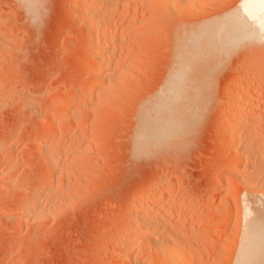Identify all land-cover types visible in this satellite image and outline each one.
I'll use <instances>...</instances> for the list:
<instances>
[{"label":"rangeland","instance_id":"obj_1","mask_svg":"<svg viewBox=\"0 0 264 264\" xmlns=\"http://www.w3.org/2000/svg\"><path fill=\"white\" fill-rule=\"evenodd\" d=\"M81 1L0 0V264H125L129 259L180 264L181 253L171 251L172 245L187 256L191 251L190 264H244L237 261L245 235H257L256 225L264 219V114L244 138L247 146L252 143L251 157L241 169L235 167L245 150L229 137L238 119L226 114V96L234 97L236 87L264 86V42H242L234 48L238 52L223 58L214 54L217 46L212 51L206 46L192 70V85L201 93L190 98L197 113L189 110L183 132L140 141L137 131L144 116L154 119L168 111L170 100L161 97L178 64L179 42L182 48L191 32L238 12L242 0H96L115 29L110 31L114 54L100 94L92 93L91 76L101 51L97 55L89 48L83 16L96 1ZM248 75L256 80L246 86ZM263 92L251 110L264 113L258 109ZM71 98L80 102L70 106ZM164 181L174 187L166 188ZM145 192L152 200L169 196L167 210L173 208L160 234L174 239L166 244L172 253L165 245L163 256L158 254L147 237L135 243L133 257L126 252L128 244L116 254L114 244L137 219L130 211L142 206Z\"/></svg>","mask_w":264,"mask_h":264},{"label":"bare ground","instance_id":"obj_2","mask_svg":"<svg viewBox=\"0 0 264 264\" xmlns=\"http://www.w3.org/2000/svg\"><path fill=\"white\" fill-rule=\"evenodd\" d=\"M87 0H83L81 2L85 3ZM96 1V0H95ZM169 1V0H168ZM182 1V0H181ZM192 1V0H191ZM207 1V0H206ZM240 1V0H239ZM79 2V4L81 3ZM90 2V1H89ZM100 1H96V2H93L94 4H91L88 9L86 8L87 11L84 12L83 16H84V20L86 19V23L88 25V29H89V33L91 34V38L89 40V48L91 49L92 52H94V54H99L97 52H100L101 51V56L100 58L98 57V60L94 59L95 62L93 63V73H92V76H91V80H92V83L95 85V89L92 91L93 94H96V93H99L100 91V88L105 85V81L107 79V76H106V72L110 66V63H111V59H112V54L111 50H112V37H115V36H112V25L110 23H107L106 21V16L105 14H102L104 15V17H101V11L100 9H98V4H99ZM102 2V1H101ZM116 2V1H115ZM121 2V1H120ZM132 2V1H131ZM171 2L173 3H176L177 0H171ZM186 2V1H184ZM260 2L261 0H242L241 1V7L239 9L238 12H235L233 14H231L230 16H228L227 18L225 17V19L223 21H217V22H213L208 25H210L209 27L206 26V28L204 27H201L202 29H200L199 27V30L198 33L197 31H194L195 33L193 34L191 32V38L189 39V42H186L185 41V44H184V41L182 42L183 46L181 45V47L183 48H180L179 44H181L179 42L178 44V47L179 49H181V52L180 54L178 53L177 57L180 58V60L176 59L177 63V67L176 68H173L172 72H171V75L169 77V81H168V84L165 89V92L162 94H164L163 96L164 97H161V98H167L169 101V103H167V110L168 111H164V113H161L160 116H158L157 118L154 117L151 118L152 115H150V117L148 116H144L143 117V120H141V124H140V127L138 131V140L140 141H145L147 140L148 138H154V137H157V136H167L169 134H176L178 132H183L184 128H185V125H184V121H185V118L189 115V110L192 112H196L197 113V109L198 107H195L196 106V103H195V99H190L191 97L193 98L194 96H197V92H198V87L195 85V87H193L192 83L194 82H191V81H194L192 79V77L194 76V73L195 71L193 72V68L195 66V62L197 63L198 61L196 60L197 57L201 58L205 55V47L206 46H209V49H207V51L209 50H213L214 47H216V49H214V54L217 52H219L220 54L217 55V56H222V58L224 56L228 57V56H231L232 54L228 55L229 53H232L231 51L234 50V48H237V46H239L240 44H243L242 42H245L247 43L250 42V43H257L258 42H261V39H260V33H261V25L264 24V11L261 10V7H260ZM112 3V2H111ZM179 3V2H178ZM183 3V2H182ZM130 4V3H129ZM207 4V3H206ZM209 4V3H208ZM84 5V4H83ZM106 5V4H105ZM114 5V4H113ZM184 5V4H182ZM196 5V4H195ZM116 6V5H115ZM152 6V5H151ZM180 6V5H179ZM187 6V5H185ZM85 7V5H84ZM156 7V6H155ZM183 7V6H182ZM190 7V6H189ZM176 8V7H175ZM110 9V8H109ZM113 8H111L112 10ZM180 9V8H179ZM189 9V8H188ZM199 9V8H198ZM85 10V9H84ZM110 11V13H112ZM117 10V9H116ZM120 10V9H119ZM152 10V9H151ZM174 10V9H173ZM177 10V9H176ZM181 10V9H180ZM183 10V9H182ZM105 11V8L104 10H102V12ZM185 11V10H184ZM179 12V11H178ZM174 13V11H173ZM107 14V13H106ZM194 14V13H193ZM101 15V16H100ZM110 15V14H109ZM116 15V14H115ZM165 15V13H164ZM110 17V16H109ZM112 17V16H111ZM80 18V17H79ZM136 18V17H135ZM214 18V17H213ZM82 19V18H81ZM209 20V19H208ZM218 20V19H217ZM83 21V20H82ZM114 22V21H113ZM123 24V23H122ZM204 24V23H203ZM115 25V23H114ZM135 26V25H134ZM116 28V27H115ZM193 28V27H192ZM115 30V29H114ZM111 31V33H110ZM115 32V31H114ZM99 34V39H97V35ZM100 34H101V37H100ZM95 35H96V38H95ZM182 35V34H181ZM189 35V34H188ZM189 36V37H190ZM188 37V36H187ZM188 37V38H189ZM115 39V38H114ZM113 39V40H114ZM180 39V38H179ZM116 40V39H115ZM186 40V39H185ZM212 40V41H211ZM262 43V42H261ZM115 44V43H114ZM245 44V43H244ZM124 45V44H123ZM215 45V46H214ZM247 45V44H246ZM253 45V44H252ZM88 46V45H87ZM242 46V45H240ZM249 46V45H248ZM255 46V45H254ZM262 46V45H261ZM114 47V46H113ZM211 47V48H210ZM250 47V46H249ZM258 47V46H257ZM242 48V47H240ZM123 49V48H122ZM243 49H244V46H243ZM242 49V50H243ZM115 50V49H114ZM121 50V49H120ZM216 50V51H215ZM240 50V49H239ZM249 50V49H248ZM90 51V52H91ZM180 51V50H179ZM183 51V52H182ZM210 51V52H211ZM236 51V49L233 51V54L234 52ZM89 52V53H90ZM91 52V54H93ZM209 52V53H210ZM238 52V51H236ZM235 52V53H236ZM255 53V52H254ZM93 54V56H94ZM182 54V55H181ZM206 54H208V52H206ZM213 54V53H212ZM211 54V55H212ZM243 54V53H242ZM96 55V56H97ZM216 55V54H215ZM90 56V55H89ZM208 56H210V54H208ZM205 57V58H208ZM176 57V58H177ZM225 57V59H226ZM210 58V57H209ZM211 61H214V56H211ZM220 61H224V59H222ZM199 60V59H198ZM207 60H210V59H207ZM218 60V59H216ZM218 60V61H219ZM114 61V60H113ZM216 61V63L218 62ZM220 61L218 63H220ZM201 62V61H199ZM204 62L205 59H204ZM215 62V61H214ZM207 63V62H206ZM205 64V63H204ZM209 64H210V61H209ZM217 65V64H216ZM91 66V65H90ZM206 66V65H205ZM214 66V65H213ZM250 66V65H249ZM92 67V66H91ZM199 68V66H198ZM205 68V67H204ZM209 71H213L211 67H209ZM211 68V69H210ZM195 69V68H194ZM197 69V67H196ZM195 69V70H196ZM202 69V68H201ZM243 70V69H242ZM247 70V68H246ZM241 71V70H240ZM239 71V72H240ZM193 72L192 76L190 75L191 73ZM204 72H207V71H204ZM202 72V73H204ZM255 72V71H254ZM113 73V72H112ZM111 73V74H112ZM238 73V72H236ZM108 74V73H107ZM114 74V73H113ZM200 74V73H199ZM240 74V73H239ZM261 75V74H260ZM204 76V75H203ZM205 77V76H204ZM209 76L207 75L206 79L208 78ZM112 78V77H111ZM195 78V77H194ZM196 78H197V75H196ZM238 78V77H237ZM260 79V77H259ZM110 80V79H109ZM210 80V78H209ZM238 80V79H237ZM236 80V81H237ZM254 80H256L254 78V76L252 77L251 75L249 76L248 75V78L246 77L245 80H244V83L246 84V86H248V84H250L252 81L254 82ZM111 81V80H110ZM235 81V80H234ZM196 83L198 82L195 81ZM205 81H203L202 83V86L204 84ZM207 82V81H206ZM261 82V81H260ZM259 82V83H260ZM91 83V84H92ZM110 83V82H109ZM209 83V82H208ZM243 84V83H242ZM241 84V85H242ZM200 85V84H198ZM240 86L239 85V82L236 83V86ZM251 85V84H250ZM254 85V84H253ZM206 86V83L205 85ZM203 86V90H204V87ZM209 86V85H208ZM242 87V86H241ZM241 87H238L239 89ZM235 88V87H233ZM264 86L262 84H258V89L257 90H254V91H251L249 88L246 89L244 88V90L242 89H234L236 90V94L234 93V97H232V94L231 95H228L226 96V99L228 98V102H229V109L227 110V106L223 105V107H227L225 110L226 111V114L229 113L228 116H231L232 118L231 119H238L236 122H235V126L233 127V131L232 133H230L231 131H229L230 135V139L234 141H236V143H239L243 148H244V152H242V150H239V152L241 151V155L237 158L236 161V165L235 167H240L241 165H243V162H245V160L247 159L246 157L249 156L248 155V151H250L249 149L252 150V148L248 147L250 145L247 146V144H245V136L251 132L250 129L253 125V123L258 120L261 116H263V112H259V110L257 111V108H256V111L254 110H251L252 108L255 109L254 107H252L250 109V105L251 103H255L256 105V101H257V98L259 97V95L261 94V90H264L263 89ZM200 93V92H199ZM260 93V94H259ZM264 93V92H263ZM92 94V95H93ZM100 94V93H99ZM207 94V93H206ZM229 94V93H228ZM91 95V94H90ZM199 95V94H198ZM201 95V93H200ZM199 95V96H200ZM231 96V97H230ZM81 98V97H79ZM198 98V97H196ZM202 98V97H200ZM73 98H71V101L68 100L66 103L68 105H73L75 107V105H77V102L79 101L78 100H72ZM80 102V101H79ZM227 102V101H226ZM227 102V104H228ZM231 102V103H230ZM258 107V106H257ZM244 108L246 111L244 113V116H243V113H240L241 109ZM243 109V110H244ZM247 109H248V112H247ZM258 109L260 110H263L264 111V104L260 105L258 107ZM188 111V112H187ZM184 112H187V113H184ZM223 112V111H222ZM225 112V111H224ZM242 112V111H241ZM244 112V111H243ZM242 114V115H241ZM148 115V114H147ZM197 115V114H196ZM192 115L190 114V118L192 119ZM196 117V116H195ZM140 118V117H139ZM149 118L153 119V120H148ZM142 119V118H141ZM258 122V121H257ZM256 122V123H257ZM230 123V122H229ZM234 122L232 123V126H233ZM258 125V124H257ZM59 125H57L56 127L58 128ZM225 126V125H224ZM226 127V126H225ZM254 127V126H253ZM252 127V128H253ZM232 130V129H230ZM253 130V129H252ZM179 134V133H178ZM250 134V133H249ZM249 136V135H248ZM228 137V136H227ZM228 137V139H229ZM247 138V137H246ZM145 139V140H144ZM227 139V138H226ZM227 139V140H228ZM231 140V141H232ZM230 141V140H228ZM248 141V139H247ZM249 141L250 138H249ZM228 144V142H226ZM235 143V142H234ZM238 144V145H239ZM256 144V143H255ZM231 144L229 143V146ZM232 145H234L232 143ZM239 147V146H238ZM254 147V146H253ZM256 147V146H255ZM242 148V149H243ZM227 149V148H226ZM241 149V148H239ZM255 149V148H254ZM256 151V150H255ZM238 152V153H239ZM251 153V151H250ZM225 154V153H224ZM240 154V153H239ZM254 154V153H253ZM238 155V154H237ZM252 154H250L249 157H251ZM227 157V156H226ZM246 158V159H245ZM53 160V159H52ZM248 160V159H247ZM232 163V162H231ZM55 166V164H54ZM227 166V165H226ZM245 166V165H244ZM242 167V166H241ZM240 167V169H241ZM235 170V169H234ZM224 171V169H223ZM237 171V170H236ZM239 171V170H238ZM247 171V170H246ZM249 171V170H248ZM247 171V172H248ZM244 173V172H243ZM246 173V172H245ZM249 174V173H248ZM240 175V174H238ZM242 175V174H241ZM240 175V176H241ZM237 176V175H236ZM247 176V175H245ZM237 178V177H236ZM242 179V178H241ZM253 179V178H252ZM248 180V179H247ZM263 180V179H261ZM243 180H241L242 182ZM254 181V180H253ZM259 181V180H258ZM167 182V181H166ZM239 182V181H238ZM165 183V181H164ZM253 183V182H252ZM163 185V184H161ZM245 185V183H244ZM249 185V184H248ZM247 185V187H248ZM260 185V184H259ZM163 186H165L166 188L168 189H172L174 187V184L172 182L169 183H165ZM260 187V186H259ZM150 188V187H149ZM255 188V187H254ZM263 188V186H262ZM256 189V188H255ZM150 190V189H149ZM147 190V191H149ZM182 190V189H181ZM151 191V190H150ZM149 191V192H150ZM175 191V190H174ZM252 191V190H251ZM164 193V192H163ZM169 194V193H168ZM152 196V195H151ZM172 196V195H170ZM143 199L141 200L142 202L140 204H142V206H139L137 208L133 207L132 210H133V213L132 210L130 211V214L131 216L132 215H135L137 216V219L134 220L133 217H131L130 220L131 223H129V226H127V228L124 230L123 233H121L122 235L120 236V238L123 237V240L120 239V241L118 242V244H114L113 248H114V251L117 253H121L124 249L121 248V244H128L127 247H131V249H129L128 251V255H130V257H133L131 255L135 254H131V252L133 251L132 248H134L133 246L135 245L136 242H143L145 241V238L147 239V237H151V240L149 242H152V244H154V247H157L156 249L158 250V254L161 252V255H162V252H163V246H165L166 244L170 243V242H174V239L172 238L171 240L168 239V237H163L162 238V234H160L161 231L164 232V230L167 228V223L166 221H169V220H166V216L167 215V211L171 210L170 208H168L167 210V200H169V196L167 195H163L161 197H159V199H154L152 200L151 197L149 196V193L148 192H145L143 194V196H141ZM257 197V196H256ZM154 198V197H153ZM188 199V198H187ZM140 200V199H139ZM173 200V198H172ZM188 201V200H187ZM247 201V200H246ZM245 201V202H246ZM136 202V201H135ZM174 202V201H173ZM225 202V201H224ZM171 203V202H170ZM258 203V202H257ZM134 205V203H132ZM172 204V203H171ZM185 204V203H184ZM260 204V203H259ZM258 204V205H259ZM248 205V204H247ZM245 204V206H247ZM252 206V204H250ZM250 205H248L250 207ZM254 205V204H253ZM258 205H254V206H258ZM131 206V205H130ZM171 206V205H170ZM224 206V204H223ZM244 206V207H245ZM174 207L175 206V203H174ZM213 207V206H212ZM261 208V206H259ZM131 208V207H130ZM129 208V209H130ZM188 208V207H187ZM252 208V207H251ZM257 209V207H254V209ZM41 209V208H40ZM195 209V208H194ZM213 209V208H212ZM246 211L245 213H247V210H248V207L245 208ZM244 209V210H245ZM253 209V208H252ZM175 210V209H174ZM177 210V209H176ZM179 210V209H178ZM177 210V211H178ZM191 210V209H190ZM228 210V209H227ZM243 210V211H244ZM259 210V209H257ZM42 211V210H41ZM192 211V210H191ZM194 211V210H193ZM230 211V210H229ZM253 211V210H252ZM260 211V210H259ZM262 211V209H261ZM167 212V213H166ZM180 214H184L186 213L184 211V209H180L179 210ZM215 212V211H214ZM226 212V211H225ZM251 212V211H249ZM37 213H38V210H37ZM40 213V212H39ZM166 213V214H165ZM170 213V212H169ZM178 213V212H176ZM195 213V211H194ZM229 213V212H228ZM232 213V212H231ZM256 213V211H254V214ZM259 213V212H258ZM257 213V214H258ZM128 213V215H130ZM171 214V213H170ZM227 214V213H226ZM248 214V213H247ZM246 214V215H247ZM257 214L255 216H257ZM262 215L264 214V211H262L261 213ZM260 214V216L262 217V215ZM179 215V214H178ZM190 215V214H189ZM213 215V214H212ZM216 215V214H215ZM224 215V214H223ZM135 216V218H136ZM210 216V215H209ZM251 216V214H250ZM259 216V214H258ZM127 217V216H126ZM130 217V216H129ZM166 217V218H165ZM170 217V216H169ZM258 218V217H256ZM255 217L254 218H250L251 220L255 221L257 220ZM264 218V217H262ZM127 219V218H126ZM128 219V221H129ZM248 219V217H247ZM260 219V217L258 218ZM185 220V219H184ZM186 221V220H185ZM211 221V220H210ZM250 221V220H248ZM261 221V219H260ZM259 221V222H260ZM172 221H170V224H171ZM179 222H180V219H179ZM178 222V223H179ZM217 222V221H216ZM219 222V220H218ZM247 222V221H246ZM251 222V221H250ZM249 222V225L248 226H251L252 225L250 224ZM258 222V221H256ZM177 223V224H178ZM185 223V222H184ZM188 223V222H187ZM252 223V222H251ZM169 224V223H168ZM223 224V223H222ZM212 225V224H211ZM254 225V224H253ZM192 226V225H191ZM215 225H213L214 227ZM221 226V225H220ZM247 226V227H248ZM258 227V233H256L257 235H254L252 236L253 233H249L251 236L249 235H245V238H246V242H244V245H243V248H242V251H243V254H242V257L240 259L239 255V261L237 262H240V260H243V263L244 264H264V219H262V222L260 223H257L256 225ZM133 227H135L136 231L138 230V234L135 233L134 229H132ZM170 227V226H169ZM183 227V226H182ZM181 227V228H182ZM187 227V226H186ZM123 228V227H122ZM188 228V227H187ZM191 228H194V227H191ZM171 229V227H170ZM174 229V228H173ZM197 229V228H196ZM195 229V230H196ZM219 229V228H217ZM250 231V227L248 228ZM169 231V229H167ZM183 230V229H182ZM253 230V229H252ZM172 231V230H171ZM246 231V230H244ZM219 232V231H218ZM178 233V232H177ZM182 233V231L180 232ZM195 233V232H194ZM199 233V232H197ZM196 233V235H197ZM120 234V233H119ZM137 236H136V235ZM172 234V233H171ZM175 234V233H174ZM215 234V233H214ZM243 234V238H244V233L241 232V235ZM167 235V234H165ZM164 235V236H165ZM185 235V234H184ZM187 235V234H186ZM200 235V234H199ZM204 235V234H203ZM212 235V234H211ZM189 236V235H188ZM194 236V235H193ZM210 236V234H209ZM247 236V237H246ZM183 237V236H181ZM214 237V236H212ZM242 237V236H241ZM240 237V238H241ZM208 238V237H207ZM243 238H241L243 240ZM149 239V238H148ZM183 239V238H182ZM200 239V238H199ZM198 239V240H199ZM116 240V239H115ZM188 240V239H187ZM205 240V239H204ZM218 240V239H217ZM240 240V239H239ZM241 240V241H242ZM181 241V240H179ZM241 241L240 244H241ZM245 241V240H244ZM116 242V243H117ZM176 242V240H175ZM178 242V241H177ZM182 242L184 243V241L182 240ZM192 242V241H191ZM198 242V241H197ZM205 242V241H204ZM180 244V242H178ZM206 243V242H205ZM151 244V245H152ZM177 244V243H175ZM197 244V243H196ZM112 245V244H111ZM121 245V246H120ZM171 245V244H169ZM178 245V244H177ZM183 246V249L185 248L183 244H181ZM192 245V244H191ZM181 246V247H182ZM194 246V245H193ZM240 246L239 248H241V245H238ZM110 247V246H109ZM126 247V245H125ZM153 247V246H152ZM173 247V248H172ZM171 247V251L174 249H176L175 251H177V253H181V258L183 260V262H185V264H190V259L189 258H192V255L191 257H188L189 254L191 253V251H187L188 253V256L186 255V253H183V251L181 250L180 247H175L174 248V245H172ZM202 247V246H201ZM124 248V247H123ZM190 247H188L189 249ZM136 249V248H135ZM138 249V247H137ZM166 250H168L167 252L169 253L170 251V248L168 245H166ZM164 249V250H165ZM112 250V249H111ZM127 250V249H126ZM141 250V249H140ZM185 250V249H184ZM199 250V249H198ZM241 250V249H239ZM108 251V250H106ZM170 251V252H171ZM201 251V250H200ZM114 252V253H115ZM124 252V251H123ZM155 252V254H156ZM174 252V251H173ZM186 252V251H185ZM199 252V251H198ZM240 252V251H239ZM237 252L236 255L239 253ZM172 253V252H171ZM175 253V252H174ZM242 253V252H241ZM122 254V253H121ZM166 254V252H165ZM176 254V253H175ZM174 254V255H175ZM192 254V253H191ZM200 254V253H199ZM206 254V253H205ZM173 255V256H174ZM177 255V254H176ZM115 256V255H114ZM119 256V255H118ZM136 256V255H135ZM163 256V255H162ZM166 256V255H165ZM170 256V255H169ZM178 256V255H177ZM241 256V255H240ZM116 257V256H115ZM121 257V256H120ZM123 257V256H122ZM121 257V258H122ZM129 257V256H128ZM138 257V256H137ZM168 257V256H167ZM196 256L194 255V258ZM206 257V256H205ZM175 258V257H174ZM193 258V260H195ZM198 258V257H197ZM119 259V258H118ZM129 259V258H128ZM143 259V258H142ZM168 259V258H167ZM179 259V257H178ZM237 259V258H235ZM181 260V261H182ZM160 261V260H159ZM201 261V259H200ZM204 261V260H203ZM125 262V261H124ZM134 260L132 259H129L127 262H125V264H134ZM149 262V261H147ZM146 262V263H147ZM177 262V261H176ZM181 262V263H183ZM192 262V261H191ZM180 263V264H181ZM200 263V262H199ZM149 264V263H148ZM193 264V263H191ZM195 264V263H194ZM198 264V263H196ZM203 264V263H202Z\"/></svg>","mask_w":264,"mask_h":264},{"label":"snow or ice","instance_id":"obj_3","mask_svg":"<svg viewBox=\"0 0 264 264\" xmlns=\"http://www.w3.org/2000/svg\"><path fill=\"white\" fill-rule=\"evenodd\" d=\"M260 7H261V10L264 11V0H261ZM260 39L262 42H264V24L261 25Z\"/></svg>","mask_w":264,"mask_h":264}]
</instances>
